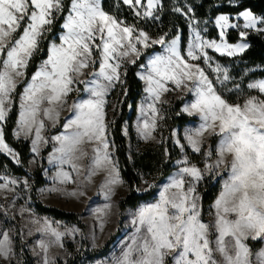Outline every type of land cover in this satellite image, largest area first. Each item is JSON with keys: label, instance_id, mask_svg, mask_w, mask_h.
Masks as SVG:
<instances>
[{"label": "snow or ice", "instance_id": "obj_1", "mask_svg": "<svg viewBox=\"0 0 264 264\" xmlns=\"http://www.w3.org/2000/svg\"><path fill=\"white\" fill-rule=\"evenodd\" d=\"M122 3L137 20L157 21L158 12L163 10L161 0H122ZM227 3L243 10L237 12L236 22L228 14L215 17L219 42L202 37L194 17L189 16L192 7L172 9L188 17L193 32L183 51L179 35L171 40L167 39V33L153 38L137 24H129L105 11L101 0H68L67 6L65 0H0V122L8 117L18 85L23 83L15 135L23 133L27 137L34 132L31 151L38 153L40 144L48 143L41 134L45 120L52 121L55 127L61 111L70 109L71 115L62 125L64 131L51 137L58 143L52 161L60 165L56 180L61 185L75 182L71 172L81 173L78 162L84 158L90 160L85 181L91 182L100 171L106 173L101 185L106 201L114 195V186L123 183L107 136L106 97L125 83L127 65H136L146 50L162 46V52L149 56L147 64L140 65L144 71L138 73L146 84L149 100L140 109L141 115L147 117L137 129L143 139H154L160 113L157 105L168 103L162 99L164 94L174 90L192 94L193 98L181 111L198 117L199 124L185 132L186 143L180 138L175 141L185 152L178 162L180 167L163 185L158 199L140 206L132 215L133 232L113 264H264V247L253 251L250 246V242L264 245V79L247 84L256 95H248L243 103L230 102L218 90L216 81L225 85L232 78L219 64L212 67V57L207 51L211 49L229 57L244 53L250 47L247 37L251 31L264 36V14H254L241 0ZM65 11L59 42L51 43L47 58L27 79L30 62L41 51L42 40ZM230 29L238 30L241 42H228ZM199 61L217 73L216 81L209 78ZM89 69H93L90 74ZM86 75L89 78L84 79ZM235 87L239 90V85ZM81 91L88 93V98L69 104L71 94ZM123 94L127 95V89ZM127 134L125 129L124 135ZM209 139L214 143L208 144ZM87 144L93 145L91 155L85 150ZM187 149L203 157V168L191 163ZM0 152L19 163L17 154L5 142L2 127ZM65 164L71 172L64 170ZM0 179L5 180L0 189H8L9 183L17 184L15 179ZM206 180L220 185L209 221L203 218V197L198 191ZM24 185L28 187L27 180ZM70 195L85 193L73 191ZM111 207L110 202L105 203L97 212L107 215ZM25 211L20 210L21 214ZM103 227L102 220L101 231ZM36 230L54 238L38 242L43 252L42 264H55L48 256L49 246L63 247L62 238L75 231H60L47 220ZM0 236L3 237L0 262L13 264L15 252L9 232H0Z\"/></svg>", "mask_w": 264, "mask_h": 264}, {"label": "rangeland", "instance_id": "obj_2", "mask_svg": "<svg viewBox=\"0 0 264 264\" xmlns=\"http://www.w3.org/2000/svg\"><path fill=\"white\" fill-rule=\"evenodd\" d=\"M173 1H174L175 7L179 6L181 8L187 9V7L189 6L193 8L192 3L196 0H173ZM102 3H103V0H101V5L103 7ZM228 15H230V17L232 18V22H236L235 18L237 14L236 15L228 14ZM189 16L194 17L195 25L197 29L201 32V35L204 39L206 40L215 39L219 42V37L211 38L208 36V31L210 27H212V24L210 23L209 20L198 19L197 17H195L194 11L192 13H189ZM185 17L188 20V17L187 16ZM239 22L242 25L243 23L242 18H240ZM214 26L216 27L215 20H214ZM218 32H219V29H218ZM62 33H63V29L61 32L58 33V38ZM179 36L181 38V35ZM158 37L159 36L153 37V38H158ZM192 37H193V32H192V29L190 28V36H189L188 43L191 41ZM52 42L58 43L59 41L53 40ZM239 42H241L240 39L235 43H239ZM159 46H160V50H155L150 55H148L144 65L147 64V60L149 56L155 53H158V52H162V46L161 45ZM207 51H208L209 56L212 57V67L214 68L217 64H219L222 69L228 70L229 75L232 79L226 82L225 85H220L219 82L216 81L217 73L213 72L212 69L209 68L202 61L198 62L200 63V66L205 69V72L207 75H209L210 79L216 81V86L218 90L221 91L223 95H225V98L226 96L234 97V99L237 101L233 103H243V101L248 96L247 93H245L244 91V80H245V77L249 75L253 69L245 68L243 70V76L236 78L234 75L231 74V66L229 64L221 63L216 59V57L214 56L215 54L213 53H217V52L211 49H208ZM91 71H93V69H89L88 73L90 74ZM143 71L144 69L140 68L138 73H141ZM87 78H89L88 75L84 77V79H87ZM221 79H222V76H221ZM261 79H264V78L251 79L248 83H251L256 80H261ZM143 83H144V94L138 103L137 115H136L134 125H133L134 131H135V137L137 140L133 141L132 135L129 130L128 123H126L123 128V133L125 129H127V133H128L125 136L127 137V141H128L130 158H133V154L138 147V141H142L145 143L146 142L161 143L165 140L163 132L161 131V125H162V122L164 121L167 105L168 106L173 105L176 101L183 99L184 102L180 109L181 111L184 105L190 102L191 99L193 98L192 94L187 93L186 90H183V91L174 90L172 92L164 94L162 99L167 100L168 103L157 105L160 108V113H159V116L157 117V127L155 131L153 132L154 139L145 140L140 136L137 130L138 126H142L143 120L147 118L146 116H142L141 111H140L141 106L144 105L146 107L147 103L149 102V100L146 99L148 97V94L145 91L146 84L144 81ZM236 85H239V90L236 89L235 87ZM168 86L173 87L170 83L168 84ZM78 87L83 89L84 85H78ZM228 89H231V91H229ZM252 91H255V90H252ZM112 92L113 90L106 97V100L108 101V103L105 106V111H106V122L108 124L114 119L115 113L119 111L121 101L124 99V96H119L117 94L111 96ZM249 95H256V94H249ZM244 96H246V98L241 101L242 97ZM87 98H88V93L86 92H83V91L79 93L74 92L71 94L69 104H71V102L74 100L87 99ZM184 114H187V113H184ZM70 115H71L70 109L66 107L63 111H61L60 121L58 124H56L55 127L52 126V121L47 120V119L45 120L46 127L42 130L41 134L45 137V139L48 140V143L47 144L41 143L40 146H43V147L42 149H40V146H39L38 153L32 152V158L30 160L29 168L27 169L26 175L20 176V175H15L11 172L0 174V177H7L9 181L12 179H15L17 181V184L15 185H12L9 183L8 189H0V206H2L0 207V232L8 231L13 241V249L15 252V256L13 257V264H29L30 259H32L35 264H42L43 252L39 248L38 242L40 240H45L46 242H48L54 239L49 234L39 232L36 230L37 228L43 227L45 220L49 221L53 227H58L60 231L75 230L72 232V234H66L62 238L63 247H60L59 245H56V244H51L49 246L48 256L50 259L55 261V264H64L67 262L69 257L72 256V252L69 250L68 246L75 248L77 252L84 251L85 249L84 241L86 240L88 241L90 248L99 249L102 246H104V244L109 240V238H111L112 236H115L112 249L108 253V255L104 258H99L89 263V264H113V261L115 260V258L121 256L122 250L124 249L126 243L129 242V237L133 232V228L130 223L132 219V215L136 212V210L140 206L146 203L155 202V200L158 199L159 191L161 190L163 185L168 182L169 178L178 171V168L180 167V164L178 162L184 158L185 152H182L181 157L176 161V164L179 165L178 168L175 169L169 176L159 181L155 178L154 175L143 176L142 183L138 187V191L140 193H144V192H148L152 188H155L156 193H155L154 199L150 201L142 202L136 207L128 208L121 214L119 210V202L124 196L127 195V193L129 192V188L127 184L125 183L124 179L122 178L121 171H120V165H119L117 155H116V146L113 142L109 129H107V136L110 141V144L112 145L110 147V151L113 153V158L117 163V167L120 173V178L123 182L120 185L114 186L115 193L114 195L111 196L110 201L105 200L103 190L101 189V185L104 182V179L106 177L105 172L103 171L98 172L97 175L92 177L91 182L85 181V173L90 164V160L88 158H84L78 162L82 166L81 173L79 175L75 172H71V168L69 165L67 164L63 165V168L65 171L71 172L74 178V181H75L74 183H67V184L61 185L59 181L56 180V174H57V171L60 165L52 161V157L53 155H55V148L58 147V143L52 140L51 137L55 135H59L64 131L62 125L64 121L70 117ZM108 116H109V119L107 118ZM161 116L163 117V119L160 118ZM196 118H197L196 120H192L188 122L182 128L176 127L174 129L173 131L174 143L177 138H180L182 143H186V141L183 140L184 134L189 128L198 126L199 118L198 117ZM32 139H34V136ZM207 143L212 144L213 140L209 139ZM48 144H51V150L45 156L47 164L43 171V175H44V179L46 183L43 186H40L36 189L38 200H40L41 202H43L45 205H48V206H55V207H58L66 211L79 213L80 219L85 227L84 230L81 226H79L76 223L68 222L66 220H59L49 215L39 214L35 209V200L33 199V185L35 184V180H34L33 173L37 169V167L40 165L41 158H42V151L47 147ZM84 147H85V150L89 153V155H91V150H92L93 145L87 144ZM10 148L13 150L14 153L17 154V158L19 160V154L11 146ZM2 153H5V152H2ZM8 156L13 159L12 156L10 155ZM13 160L17 163V160L15 159ZM203 166L204 165L199 166V167L203 168ZM25 180L28 181V187H25L24 185ZM3 183H5V180L0 179V184H3ZM152 185H154V187ZM53 188H56L59 190L50 191V189H53ZM73 191H83L85 195L71 196L70 193ZM198 191L200 192L199 186H198ZM109 202L111 203L112 207L111 209L108 210L107 215H103L97 212V209L103 208L104 204L109 203ZM22 208L27 209V211L21 214L20 210ZM210 219H212V216H210ZM33 220L39 221V223H32ZM102 220L104 223V227H103V230L101 231L100 224ZM29 231H31V235L28 234ZM20 233H22L23 235H21ZM2 238L3 237L0 236V239ZM261 247H264V245H261L255 251H259Z\"/></svg>", "mask_w": 264, "mask_h": 264}, {"label": "trees", "instance_id": "obj_3", "mask_svg": "<svg viewBox=\"0 0 264 264\" xmlns=\"http://www.w3.org/2000/svg\"><path fill=\"white\" fill-rule=\"evenodd\" d=\"M163 10L158 12L160 19L153 20H137L127 5L122 3V0H103V8L110 14L125 20L129 24H137L138 27L143 28L152 37H157L168 34L167 39L171 40L176 35H181V49L186 51L190 36V27L188 20L180 13L174 12L175 7L173 0H161ZM247 8L251 9L254 14H264V0H241ZM65 5H68V0H65ZM195 17L201 20H209L212 24L208 31V36L211 38H218V29L214 26V20L217 15L231 14L236 15L240 9L228 5L227 0H196L192 3ZM67 11L60 15L51 26V31L48 32L41 42V51L38 52L30 62L28 68L27 79L39 67L43 60L47 58L48 49L51 42L59 41L58 33L62 31V24ZM240 39L237 29H230L227 33V40L235 43ZM247 40L250 47L244 53L235 57L222 56L217 53L214 56L216 59L224 64L231 66V74L236 78L243 76L245 68L253 69L244 80V91L249 94H257L256 91H250L246 85L251 79L264 78V36L252 31ZM155 50H160L159 45L153 46L152 49L146 50L145 54L137 61L136 65H127V75L123 77L125 83L122 86H117L111 96H124L121 101L119 111L115 113L114 119L109 122L108 129L111 133L113 142L116 146V155L120 165L122 178L129 188V192L119 202V210L121 214L128 208L138 206L140 203L154 199L155 188L148 192L140 193L138 187L142 183L143 176L154 175L159 181L169 176L175 169L178 168L176 161L181 157L182 151L173 141V131L176 127L182 128L188 122L196 120L195 116H189L180 111L183 105V99L176 101L173 105H167L165 111L164 121L161 125L165 140L161 143L142 142L138 141V147L130 158L127 137L123 133V128L126 123L129 125V130L133 141H136L134 131V121L137 115L138 103L144 94V83L138 76L140 65L145 64L147 56ZM24 84L18 85L17 93L14 96V102L11 106V111L3 123L4 139L9 146H11L19 154V164H17L7 154L0 152V174L11 172L15 175H26L29 168L30 160L32 158L31 141L29 139H17L14 136V129L18 122L20 110V93L23 92ZM124 89H127V95H124ZM225 96V95H224ZM226 98L230 102L237 100L234 97ZM246 96L242 97L241 101ZM109 119V116L107 117ZM214 143V141H213ZM51 144L42 151L41 163L34 171L33 176L35 184L33 185V199L35 200V209L39 214L49 215L59 220H66L78 224L85 229L84 224L80 219V214L76 212L66 211L55 206L45 205L38 200L36 189L43 186L46 181L44 179L43 171L47 164L45 156L50 152ZM187 155L191 163L199 166L203 165V157L199 154H193L190 149H187ZM220 185L212 180L201 182L199 189L203 197L202 204L204 208L203 218L205 221L210 219L211 205L219 191ZM115 236L109 240L99 249L90 248L88 241H84V251L77 252L75 248L69 247L72 256L69 257L64 264H89L90 262L104 258L112 249ZM250 246L255 251L261 246L256 242H250ZM1 264V262H0ZM29 264H35L32 259Z\"/></svg>", "mask_w": 264, "mask_h": 264}, {"label": "crops", "instance_id": "obj_4", "mask_svg": "<svg viewBox=\"0 0 264 264\" xmlns=\"http://www.w3.org/2000/svg\"><path fill=\"white\" fill-rule=\"evenodd\" d=\"M20 103H21V100H20ZM21 110V109H20ZM20 110H19V112H20ZM5 121H3V122H0V127H2L3 128V123H4ZM18 122H19V116H18ZM18 122H17V125H16V127H15V129H14V136L17 138V139H29L30 141H32V138H33V136H34V134L32 133V134H30L29 136H25L23 133H21V135L19 136V137H17L16 135H15V133H16V131L18 130ZM4 132V131H3ZM6 142V141H5ZM7 143V142H6ZM9 146V145H8ZM10 147V146H9ZM42 147L43 146H40V149H42ZM31 148H32V142H31Z\"/></svg>", "mask_w": 264, "mask_h": 264}]
</instances>
